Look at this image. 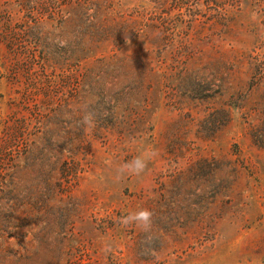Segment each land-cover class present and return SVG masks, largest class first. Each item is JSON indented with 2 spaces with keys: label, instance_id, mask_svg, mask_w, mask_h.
<instances>
[{
  "label": "rangeland",
  "instance_id": "rangeland-1",
  "mask_svg": "<svg viewBox=\"0 0 264 264\" xmlns=\"http://www.w3.org/2000/svg\"><path fill=\"white\" fill-rule=\"evenodd\" d=\"M0 264H264V0H0Z\"/></svg>",
  "mask_w": 264,
  "mask_h": 264
},
{
  "label": "clouds",
  "instance_id": "clouds-1",
  "mask_svg": "<svg viewBox=\"0 0 264 264\" xmlns=\"http://www.w3.org/2000/svg\"><path fill=\"white\" fill-rule=\"evenodd\" d=\"M126 42L130 43V40L126 37ZM83 125L91 129L95 125V117L92 112H85L82 118ZM158 153L155 150L148 149L142 151L140 154L134 156L132 159L126 161L116 169L117 181L123 179L125 176H140L145 173L149 167V164ZM154 212L149 208H141L138 211L129 213L126 216L120 218V223L124 226L135 225L145 233H150L153 225ZM148 242H151V237H148ZM106 250H110L106 249Z\"/></svg>",
  "mask_w": 264,
  "mask_h": 264
},
{
  "label": "trees",
  "instance_id": "trees-1",
  "mask_svg": "<svg viewBox=\"0 0 264 264\" xmlns=\"http://www.w3.org/2000/svg\"><path fill=\"white\" fill-rule=\"evenodd\" d=\"M107 28H111L112 29V27L110 26V25H107ZM107 28H101V26H100V28H97L96 29V32H98L99 30L98 29H100V31H101V33H102V36L99 34L100 32H98V33H96V37H98V40L99 41H105V40H108V39H110L112 36H114L115 34H111L110 32H108L106 29ZM95 35V34H94Z\"/></svg>",
  "mask_w": 264,
  "mask_h": 264
}]
</instances>
